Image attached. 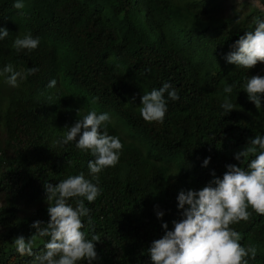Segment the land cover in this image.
Here are the masks:
<instances>
[{"label":"trees","instance_id":"1","mask_svg":"<svg viewBox=\"0 0 264 264\" xmlns=\"http://www.w3.org/2000/svg\"><path fill=\"white\" fill-rule=\"evenodd\" d=\"M14 3L0 0V27L9 31L0 40V70L11 64L39 71L16 87L0 77V264H31L13 240L34 234V221L48 222L46 184L80 173L96 183L87 167L91 153L75 142L56 143L93 109L109 114L106 130L123 144L116 166L99 174L101 194L85 201L101 236L93 264H152L147 249L164 235L162 223L172 230L182 218L178 193L203 188L212 171L222 177L227 164L239 166L234 153L264 136V97L256 109L243 90L247 72L264 62L246 70L225 59L264 12L238 20L244 7L235 11L222 0H23V9ZM25 33L39 45L17 52L13 41ZM165 82L179 99L168 101L163 123L144 121L141 96ZM229 84L232 93H224ZM225 95L236 106L227 114ZM249 211V221L230 227L242 234V246L257 248L249 264H264V215ZM48 239L38 238L34 252Z\"/></svg>","mask_w":264,"mask_h":264},{"label":"clouds","instance_id":"2","mask_svg":"<svg viewBox=\"0 0 264 264\" xmlns=\"http://www.w3.org/2000/svg\"><path fill=\"white\" fill-rule=\"evenodd\" d=\"M24 6L23 0H15L13 4L16 9H23ZM8 35L9 31L0 27V40ZM38 45L39 38L31 33L17 36L13 41L17 52L31 51ZM231 47L233 50L225 57L228 63L248 70L258 62H264V19H257L254 31L245 32ZM38 71L37 67L16 71L13 65L7 64L0 70V77H5L10 86L16 87L18 81L26 80ZM47 86L55 87L56 80H50ZM234 86L227 85L224 93H232ZM243 90L256 109L262 107L264 76H250ZM178 99L177 91L165 82L158 89L141 96L140 115L146 122L163 123L168 101ZM221 107L224 114L236 109L228 95H225ZM110 122L108 113L90 110L56 141L60 145L75 142L78 149L91 153L94 159L88 161L87 167L96 183L80 173L55 185H45L48 222L34 221L31 225L36 229L34 234L27 239L19 235L13 240L21 257L33 258L31 264H83L85 261L93 264L100 259L96 242L101 241V236L95 234L92 228L90 209L85 201L92 203L96 200L101 194L99 174L119 162L123 144L118 136L108 134L106 127ZM234 159L239 166L227 164L222 177L212 171V180L203 188L178 193L177 208L182 209V218L172 222V230H168L167 222L162 223L164 235L153 240L147 249L152 264H249V259L255 258L257 248L242 246V234L230 225L249 221L252 216L249 208L256 214L264 215V136L249 139L242 150L234 153ZM209 161L210 157H206L202 166L206 167ZM245 163L246 167H242ZM69 201H75V206ZM163 215V211L156 212L158 219ZM85 217L88 218L87 231L82 219ZM43 237L49 238L44 244V251L34 252L35 241Z\"/></svg>","mask_w":264,"mask_h":264},{"label":"rangeland","instance_id":"3","mask_svg":"<svg viewBox=\"0 0 264 264\" xmlns=\"http://www.w3.org/2000/svg\"><path fill=\"white\" fill-rule=\"evenodd\" d=\"M224 6H230L235 11L239 10V8L244 7V11L239 15L238 20L243 19L247 14L251 13L253 10H259L264 12V7H262L258 0H222ZM248 77L252 75H260L264 76V69L260 70H249L247 72Z\"/></svg>","mask_w":264,"mask_h":264}]
</instances>
